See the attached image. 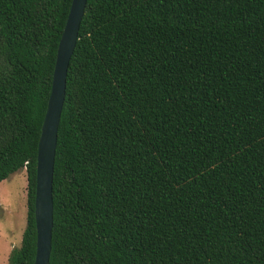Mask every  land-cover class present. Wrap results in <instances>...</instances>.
Returning <instances> with one entry per match:
<instances>
[{
    "label": "trees",
    "instance_id": "trees-1",
    "mask_svg": "<svg viewBox=\"0 0 264 264\" xmlns=\"http://www.w3.org/2000/svg\"><path fill=\"white\" fill-rule=\"evenodd\" d=\"M71 0H0V181L25 169ZM49 264H264V0H87L69 61Z\"/></svg>",
    "mask_w": 264,
    "mask_h": 264
},
{
    "label": "water",
    "instance_id": "water-1",
    "mask_svg": "<svg viewBox=\"0 0 264 264\" xmlns=\"http://www.w3.org/2000/svg\"><path fill=\"white\" fill-rule=\"evenodd\" d=\"M86 1L71 0L56 49L50 93L40 127L33 202L35 224V257L33 264H49L53 227L52 183L57 130L65 98L67 69L78 38Z\"/></svg>",
    "mask_w": 264,
    "mask_h": 264
},
{
    "label": "rangeland",
    "instance_id": "rangeland-1",
    "mask_svg": "<svg viewBox=\"0 0 264 264\" xmlns=\"http://www.w3.org/2000/svg\"><path fill=\"white\" fill-rule=\"evenodd\" d=\"M26 223V172L0 181V264H8L11 246H19Z\"/></svg>",
    "mask_w": 264,
    "mask_h": 264
},
{
    "label": "crops",
    "instance_id": "crops-1",
    "mask_svg": "<svg viewBox=\"0 0 264 264\" xmlns=\"http://www.w3.org/2000/svg\"><path fill=\"white\" fill-rule=\"evenodd\" d=\"M26 224V223H25ZM22 235H23V233H22ZM21 240H22V237H21ZM21 242V241H20ZM20 245V244H19ZM13 247H18V246H16V245H14V246H11V249L13 248ZM11 249H10V251H11ZM10 251H9V253H10ZM9 253H8V255H9ZM7 261H8V256H7Z\"/></svg>",
    "mask_w": 264,
    "mask_h": 264
}]
</instances>
